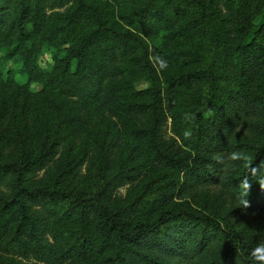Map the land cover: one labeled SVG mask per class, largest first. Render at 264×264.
<instances>
[{
  "label": "rangeland",
  "instance_id": "obj_1",
  "mask_svg": "<svg viewBox=\"0 0 264 264\" xmlns=\"http://www.w3.org/2000/svg\"><path fill=\"white\" fill-rule=\"evenodd\" d=\"M90 2L100 8L107 22L123 26L127 25L122 20L126 18L140 28L151 48H168L171 54L161 53L159 60L154 58L156 55L151 56L163 81L200 61L206 44L204 34L195 26L198 18L194 6L185 4L177 14H172L176 0H164L156 8V23L147 24L138 22L137 17L144 0ZM214 2L223 20L213 34L226 39L229 54L226 56L225 51L219 63L221 89L230 86L264 99V0H243L230 7L227 0ZM75 5L76 0H47L37 13L38 26L27 18L30 52L22 67L18 56L7 57V52L16 44L17 3L0 0V159L33 158L43 151H52L44 166L29 165L31 170L25 174L26 182L35 185L63 183L96 191L110 179L111 185L103 196L111 205L123 208L122 214L128 222L149 217L162 207L183 205L221 217L231 207L226 189L218 183L185 188L182 169L156 159L141 138L126 132L123 115L115 101L91 98L81 104L76 96L63 95L51 88L52 84L48 85L53 81V71L62 67L60 58L65 56L66 49L78 45L93 27L88 15L73 13ZM67 22L70 27L62 29ZM239 43L246 45L237 48ZM119 57L111 63L117 87L146 88L150 84L147 76L135 71L126 75L128 69L123 70L128 64L134 67L137 64L122 55ZM125 76L127 80L123 81ZM202 89L203 82H193L177 95L164 96L166 119L162 134L166 142L172 141L186 149L173 126L192 107ZM143 117L137 115L133 119ZM261 119L254 122H258V130H264V119ZM10 179L11 175L7 174L0 181V206L10 192ZM31 209L28 220L38 229H26L30 233L22 236L26 247L15 241L10 229L4 230V223L0 224V264H101L93 258L67 252L68 246L74 249L72 239L68 241V238H75L76 231L80 230L74 223L70 225L74 218L63 207H57V217L38 203L32 204ZM231 222L245 235L255 234L264 227V211L234 217ZM94 225L92 220L90 232L99 239ZM56 231L67 241L63 239L60 243ZM45 244L49 249L44 248Z\"/></svg>",
  "mask_w": 264,
  "mask_h": 264
},
{
  "label": "trees",
  "instance_id": "obj_2",
  "mask_svg": "<svg viewBox=\"0 0 264 264\" xmlns=\"http://www.w3.org/2000/svg\"><path fill=\"white\" fill-rule=\"evenodd\" d=\"M46 1L16 0V44L7 52V57L18 56L22 67L30 52L26 20L30 17L38 26L37 13ZM242 1L227 0V4L230 7ZM163 2L144 0L137 14L138 22L155 24L156 8ZM174 4L172 14H177L185 4L194 6L198 18L195 26L204 34L206 48L191 69L163 81L151 56L154 54L159 60L161 53L171 54L167 47L151 48L140 28L126 18L122 19L127 24L123 26L107 22L100 8L90 0H76L73 13L88 15L93 27L78 45L66 49L65 56L60 58L63 65L57 72L53 71V81L48 85L52 84L51 88L63 95L76 96L81 104L91 98L115 101L123 115L126 132L141 138L156 159L182 169L185 188L218 183L228 192L231 207L217 217L189 205L167 206L149 217L128 222L122 214L123 208L111 205L103 196L111 185L108 184L110 179L96 191L79 185L26 182L25 174L31 170L29 165L42 167L53 154L46 150L33 158L0 159V181L5 175H11L10 192L0 206V224L4 223V230L10 229L21 246L27 244L23 234H30L26 229H38L28 220L32 204L38 203L56 217L60 206L74 218L70 225L74 223L80 231H76L75 238H68V241L72 239L74 249L68 246L67 252L93 258L101 264H253L249 252L264 240V227L255 234L245 235L231 218L264 211V190L253 181L247 197L250 206L239 207L238 188L248 170L239 165L233 167L227 161L218 163L217 159L230 151L243 150L252 157L253 167L264 161V130H258V122L254 123L260 117V121L264 119V99L258 94H243L230 86L221 89L219 63L225 51L226 56L229 54L226 39L213 34L223 20L214 0H176ZM66 27H70L69 22L62 29ZM245 45L239 43L237 48ZM119 55L137 64L125 66L126 75L135 71L150 79L146 88L137 90L130 85H120L118 89L111 63ZM57 74L60 77H56ZM193 82H203V89L192 107L173 126L174 133L186 147L182 149L163 138L162 126L166 119L163 98L179 94L184 86ZM44 86L48 87L47 83L44 82ZM137 115L144 117L134 120ZM249 135L253 136L247 137ZM92 220H95L94 228H98L99 239L90 232ZM56 234L60 243L66 240L62 233L56 231ZM48 246L45 244L44 248Z\"/></svg>",
  "mask_w": 264,
  "mask_h": 264
},
{
  "label": "clouds",
  "instance_id": "obj_3",
  "mask_svg": "<svg viewBox=\"0 0 264 264\" xmlns=\"http://www.w3.org/2000/svg\"><path fill=\"white\" fill-rule=\"evenodd\" d=\"M225 161L233 167L239 165L248 170V174L240 180L238 188L239 207L248 208L250 204L247 197L252 189L253 181L264 190V161L253 167L252 157L243 150L230 151L226 156H221L217 159L218 163L223 164ZM249 256L253 264H264V240L259 241L256 247L251 249Z\"/></svg>",
  "mask_w": 264,
  "mask_h": 264
}]
</instances>
